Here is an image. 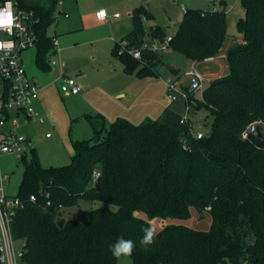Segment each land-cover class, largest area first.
I'll use <instances>...</instances> for the list:
<instances>
[{"label":"trees","instance_id":"trees-1","mask_svg":"<svg viewBox=\"0 0 264 264\" xmlns=\"http://www.w3.org/2000/svg\"><path fill=\"white\" fill-rule=\"evenodd\" d=\"M1 1V0H0ZM58 0H16L38 19L35 63L49 68ZM245 17L237 22L242 41L225 53L228 71L211 79L200 99L189 92L191 106L212 116L208 134L195 138L187 126L145 118L139 123L117 117L106 124L102 114H86L92 136L72 141L70 161L42 166L34 148L16 196L22 207L11 222L13 237L25 242L24 264H117L110 248L119 237L135 242L133 264H264V0H240ZM127 47L147 41L143 5L131 9ZM227 16L222 9L189 8L183 13L169 47L191 61L216 57L224 46ZM150 40L167 35L150 27ZM125 72L154 73L161 59L142 51L136 59L118 55ZM196 102V103H195ZM261 136L242 133L250 123ZM97 184V187H96ZM34 194L36 201H29ZM81 200L116 206L88 210L83 221L63 218L66 207ZM209 216L206 229L167 223L154 243L142 246V229L155 217L188 219Z\"/></svg>","mask_w":264,"mask_h":264},{"label":"rangeland","instance_id":"rangeland-1","mask_svg":"<svg viewBox=\"0 0 264 264\" xmlns=\"http://www.w3.org/2000/svg\"><path fill=\"white\" fill-rule=\"evenodd\" d=\"M63 2H65L70 16L68 18L63 17L58 12V7H56L54 20L47 28L49 36L53 35L54 29L60 36H69L72 29L80 27L78 21L80 15L95 8H104L109 15L117 12L120 18H110L106 25L96 26L85 31L83 38L78 39L79 45L62 47L59 57L51 54L47 56V59L58 60L60 58L61 61L68 63L66 70L68 74L65 73L74 77L77 82L78 77L83 75L88 81H105L103 86L107 84L121 85V89L132 95L133 99L141 96V105L140 107H133V112H146L148 110V117L156 116L160 121L172 125L177 124L178 119L187 114L194 132L200 131L205 135L210 132L213 119L205 108L190 106L186 110V99L177 90L172 91V94L176 95L174 101L163 100V96L167 94L166 86L163 85L164 82L167 83V80L171 79L176 82L177 86H186L188 82L187 74L194 67H197L196 63L169 48L164 52H159L161 59L155 64L154 73L138 75L136 71L127 73L123 70L122 63L113 53V49L117 42H121L130 34L132 22L128 13L136 6L143 5L148 12V16L143 19V27L148 36L147 41L150 40V27L158 25L164 28L165 33H174L186 9L212 10L224 8L228 15L227 36L224 46L209 67L202 68L201 65L202 71H205V74L211 77L210 79H214L215 76H223L228 71L225 59L227 48L229 45L238 42V40H242L237 22L245 17V10L240 0H63ZM35 53V46L28 47L21 52L25 71L30 78L33 77L40 85L41 83L52 84L56 95L52 94L49 99V113L46 110V112H42L43 116L45 115L42 124L35 121L19 122L17 130L30 138L32 147L42 166L64 165L70 161L72 141L92 136L93 130L85 118L86 114H82L80 112L82 110L78 105L72 99L65 97L60 91V81L57 80L56 67L52 70L41 68L40 70L35 63ZM93 56L95 57L93 58ZM74 60H79L78 65L73 63ZM210 79L206 78L201 89L195 90L197 99L201 98L202 91L208 85ZM149 81L153 90L146 89V83ZM133 99L119 98L123 102H130ZM157 111H159L158 114ZM68 113L70 116H68ZM104 119L106 124L110 123L107 118L104 117ZM52 125L55 126V129ZM47 132L50 133V137L46 136ZM262 132H264V128H262ZM25 156L26 160H29L31 152H28ZM23 170L24 162L20 158L0 154V174L7 175V183L4 185L5 194L9 196L17 194ZM104 205L112 209L116 208V206L106 202L81 200L77 205L64 208L62 216L65 219L73 218L83 221L87 218L89 209ZM192 210L191 216L185 220L160 217L148 219L145 213L141 211L136 212V214L147 219L155 233L167 223H183L195 229L208 228L209 216L205 214L203 218H198L195 210ZM17 264L24 263L18 260ZM117 264H133V262L131 257H121ZM225 264L231 263L227 261Z\"/></svg>","mask_w":264,"mask_h":264},{"label":"built area","instance_id":"built-area-1","mask_svg":"<svg viewBox=\"0 0 264 264\" xmlns=\"http://www.w3.org/2000/svg\"><path fill=\"white\" fill-rule=\"evenodd\" d=\"M10 5L15 19V23L9 32L7 29H0V154L18 157L26 155L32 147L29 137L19 133L17 128L19 122L27 123L35 121L39 124L44 122V116L41 115L34 106L35 101L39 98V86L26 73L22 63L21 52L32 46H36L38 35L36 24L38 19L33 11L24 10L16 4V0H1L0 9ZM62 0L57 1V6L61 8ZM102 8L94 12L96 13ZM104 9V8H103ZM65 16L68 14L63 12ZM118 17L119 13L112 14ZM109 14L107 13V20ZM98 19V18H97ZM99 20V19H98ZM173 34H167L162 40L144 41L139 47H127V42L122 40L116 43L115 51L118 55L127 52L132 57L140 59L142 51L164 52L168 50L169 42ZM51 49L48 55H59V42L56 37L51 39ZM50 65H60L58 79L60 81L59 89L63 94H77L81 90L80 84L74 77L67 75L63 69V63L60 59H48ZM186 86H177L174 80L168 79L165 83L167 98L174 101L176 95L172 94L177 90L186 99V110L191 106L189 92L201 89L205 80L204 75L196 69H192L188 74ZM178 123L187 126L188 133L195 138H200L203 133L194 132L191 128L187 114L178 119ZM256 124L250 123L247 130L242 133L243 138L248 133H256ZM46 136H50L47 132ZM7 183V175L0 174V263L17 264L21 261L24 251L25 242L13 237L11 231V222L16 212L22 207V201L18 196H9L4 192V185ZM29 201H36L34 194L29 195Z\"/></svg>","mask_w":264,"mask_h":264},{"label":"crops","instance_id":"crops-1","mask_svg":"<svg viewBox=\"0 0 264 264\" xmlns=\"http://www.w3.org/2000/svg\"><path fill=\"white\" fill-rule=\"evenodd\" d=\"M98 9L99 8H95V9L83 12L80 15V17L78 18L80 27L72 29L69 36H66V35L60 36L59 34L56 33V29H54V33L51 37L57 38V40L59 42L60 51L62 50V47H65V46L67 47V45L71 46V47L73 45L74 46L79 45L78 39L80 37L83 38V35L86 33L85 31H88L89 29L96 27V26L106 25L109 22L110 18H112V19H119L120 18V15L118 17H113L111 14V15H109L107 20H103V21L98 20L94 16V12ZM130 11L128 14H130ZM58 12L60 13V15H62L65 18H68L70 16V12H68V10L66 8V4H65V2H63V0H62L61 8L58 7ZM63 12H66L68 15L65 16L63 14ZM226 16H228L227 12H226ZM130 26L132 27V24ZM167 34H173V33H167ZM241 41L242 40H238V42H241ZM60 51H59V53H60ZM58 57H59V55H58ZM94 57L95 56H93V58ZM215 58L216 57L207 58V59H204L203 61H200V62L192 61V62L197 64V67H194L193 69H196L199 72H201L204 75L205 79L206 78L210 79L211 77L207 76L205 74V71H202V68L209 67L210 64L212 63V61L215 60ZM61 62L63 63L64 71L67 73L66 70L68 67L67 66L68 63L63 62V61H61ZM78 62H79V60L78 61L74 60L73 63L75 65H78ZM22 63H23V61H22ZM201 65H202V68H201ZM54 67H56L55 69L57 70V72L59 74L60 65L52 66L49 64V68L45 69V70H52ZM208 74H210V73H208ZM215 77H218V76H215ZM31 79L33 81H35L40 88L39 98L34 103L35 109L41 115H43L42 112L47 111L49 113V110H48L49 99H50L52 94L56 95V91H54L53 90L54 88L52 87L53 85L50 83L49 84L41 83V85H40L33 77H31ZM57 80L59 81L58 76H57ZM42 82H43V80H42ZM78 82L81 86V90L77 94H72V95L64 94V96L72 99L78 105L80 110H82V111H80V112H82V114L92 115V114L100 113L103 115V117L107 118L110 122L113 121L114 119H116L117 117H123V118H126V119L130 120L131 122H135V123H139L142 120H144L145 118H150V117H148V112H149L148 110L146 112H139V111L133 112L132 111L133 107H135V106L140 107V105H141L140 102L142 101V97L137 96V97H135V99H133L132 95L127 94L126 92H124L121 89L122 88L121 85L107 84V85L103 86V83L105 81H103V80L88 81L85 79V77L83 75H80L78 77ZM163 85H165V82ZM110 88H112V89H110ZM146 89L153 90L150 81L146 83ZM120 90H122V91H120ZM114 95H116V97H114ZM165 96H163V100H165V99L168 100V98ZM122 97L132 98L133 100H131L130 102H123V101L119 100V98H122ZM158 112L159 111H157V114H158ZM68 116H70L69 113H68ZM157 116H159V115H157ZM160 116H161V114H160ZM151 119H157V117L152 116ZM52 127L55 129L54 125H52ZM50 136H48V137H50ZM0 264H2V263H0Z\"/></svg>","mask_w":264,"mask_h":264},{"label":"clouds","instance_id":"clouds-1","mask_svg":"<svg viewBox=\"0 0 264 264\" xmlns=\"http://www.w3.org/2000/svg\"><path fill=\"white\" fill-rule=\"evenodd\" d=\"M96 16L99 20H105L107 17V10L100 9ZM15 17L10 10V5L6 6L3 9H0V29H7L11 32V29L15 23ZM3 47V45H0ZM144 235L141 238L142 246H149L154 243L155 240V231L149 226L148 228L142 229ZM136 245L135 242L131 239H125L124 237H119L116 242L111 246L110 251L113 257L120 259L121 257H131Z\"/></svg>","mask_w":264,"mask_h":264},{"label":"water","instance_id":"water-1","mask_svg":"<svg viewBox=\"0 0 264 264\" xmlns=\"http://www.w3.org/2000/svg\"><path fill=\"white\" fill-rule=\"evenodd\" d=\"M174 72H176V70H174ZM256 134H257L258 136H261V131H260L259 126H257ZM96 187H97V184H96Z\"/></svg>","mask_w":264,"mask_h":264}]
</instances>
